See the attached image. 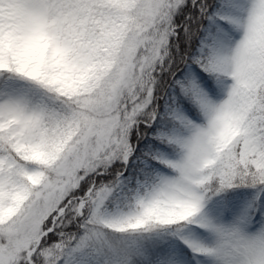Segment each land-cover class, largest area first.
<instances>
[{
  "label": "snow or ice",
  "instance_id": "snow-or-ice-1",
  "mask_svg": "<svg viewBox=\"0 0 264 264\" xmlns=\"http://www.w3.org/2000/svg\"><path fill=\"white\" fill-rule=\"evenodd\" d=\"M0 264H264V0H0Z\"/></svg>",
  "mask_w": 264,
  "mask_h": 264
}]
</instances>
